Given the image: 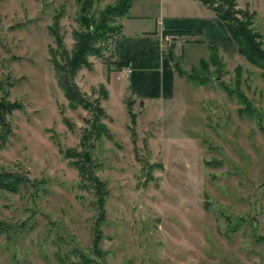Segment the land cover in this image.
Wrapping results in <instances>:
<instances>
[{"label": "rangeland", "instance_id": "1", "mask_svg": "<svg viewBox=\"0 0 264 264\" xmlns=\"http://www.w3.org/2000/svg\"><path fill=\"white\" fill-rule=\"evenodd\" d=\"M131 1L0 0V174L19 184L0 189V264H264L262 68L242 57L202 69L208 48L190 46L183 67L198 70H183L195 81L136 102L126 70L108 64L114 17L103 58L73 80L87 108L61 90L55 63L84 31L81 14L92 24ZM237 3L264 49V0Z\"/></svg>", "mask_w": 264, "mask_h": 264}, {"label": "crops", "instance_id": "2", "mask_svg": "<svg viewBox=\"0 0 264 264\" xmlns=\"http://www.w3.org/2000/svg\"><path fill=\"white\" fill-rule=\"evenodd\" d=\"M139 2L135 0L129 14L121 22L120 33L112 42L113 61L124 64V69L129 68L131 71L125 74V78L132 100L148 104L172 99L183 81L176 64L184 70L195 66L183 67L190 46L194 49L203 46L208 48L209 57L201 59L199 63L210 59L211 48L218 50L225 66L241 60L238 45L225 23L202 2L188 0L187 8L173 6L168 9L165 0H159L158 8L152 12L139 7ZM193 9L203 17H195ZM165 33L190 35L179 36L180 40L165 50ZM170 50L173 56L169 55Z\"/></svg>", "mask_w": 264, "mask_h": 264}, {"label": "trees", "instance_id": "3", "mask_svg": "<svg viewBox=\"0 0 264 264\" xmlns=\"http://www.w3.org/2000/svg\"><path fill=\"white\" fill-rule=\"evenodd\" d=\"M202 2L204 5L211 8L217 15V17L222 20L227 29L229 30L232 38L236 42L239 48V52L242 57H244L248 62L252 63L253 65L262 68L264 70V49L262 48L261 43V36L256 34L252 25L254 23L255 14L250 13L249 11L245 10H237V0H197ZM135 0H132L127 8L120 10L119 12H110L107 14H103L101 21H93L92 17L88 14L83 12L79 17V20H82L81 23L84 26L83 32H76L74 34V41L75 45L72 50V53L69 55L65 51L62 53L61 58L64 62L55 63V71L58 77L59 85L61 90L63 91L65 97L67 98L68 102L72 105L80 106L87 108L88 102L84 100V98L80 95L77 88L75 87L73 80L77 73L83 69L88 68L90 66L89 58L90 57H98L103 58V48L101 44L107 43V38L103 31H106L107 34V27L108 24L113 22L115 18H125L128 14L130 9L132 8ZM218 4V5H217ZM85 10V9H84ZM85 13V14H84ZM241 16V19L238 18ZM121 31V26L119 27L118 34ZM102 33V34H101ZM117 34V35H118ZM169 34V33H165ZM172 34V33H170ZM173 35H190L188 33H179ZM212 55L208 61L203 60L200 63L199 68L207 69L208 62L210 64H214L221 61L218 50L216 48H211ZM169 55H172V50H170ZM223 64V62L221 61ZM64 64V65H63ZM110 66H115L118 71H121L125 65L122 63L114 62L113 58L108 61ZM223 66H225L223 64ZM177 72L181 77H185L192 82L195 79L191 78L187 72H185L179 64H176ZM193 72L198 70V67L192 68ZM209 80H204L201 84L208 83ZM225 91L229 94L232 93V89L229 86L223 85ZM0 121H3L0 118ZM103 134V133H102ZM107 135V134H106ZM69 157V156H68ZM77 155H71L69 159L73 160L75 163V168L78 170L80 177L83 181L93 180V175L88 172L86 168V164L84 162L76 161ZM81 159L82 157L79 156ZM19 184H10L5 177L0 174V189L6 190L9 192L17 193L19 191Z\"/></svg>", "mask_w": 264, "mask_h": 264}, {"label": "built area", "instance_id": "4", "mask_svg": "<svg viewBox=\"0 0 264 264\" xmlns=\"http://www.w3.org/2000/svg\"><path fill=\"white\" fill-rule=\"evenodd\" d=\"M180 40V37L178 35L173 34H164L163 41L165 42L166 46L172 47L176 42ZM127 74H130L131 71L129 68L125 69Z\"/></svg>", "mask_w": 264, "mask_h": 264}]
</instances>
